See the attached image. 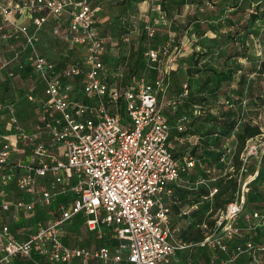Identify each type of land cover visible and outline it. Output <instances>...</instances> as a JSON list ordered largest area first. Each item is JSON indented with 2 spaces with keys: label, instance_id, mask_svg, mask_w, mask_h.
Segmentation results:
<instances>
[{
  "label": "built area",
  "instance_id": "built-area-1",
  "mask_svg": "<svg viewBox=\"0 0 264 264\" xmlns=\"http://www.w3.org/2000/svg\"><path fill=\"white\" fill-rule=\"evenodd\" d=\"M158 10L163 0H149ZM69 12L70 21L65 37L87 49L85 73L79 64L59 68L55 62L38 52L35 32L49 16ZM29 16L31 23L19 21ZM0 16L5 40L13 33L24 36L30 47V65L43 84L40 125L34 132L19 130L18 138L33 151L34 160L12 164V145L2 144L0 149V184L16 187L31 196L5 203V211L32 212L37 202L50 204V190H39L38 179L51 176L61 185L63 192L71 191V207L59 206L60 216L46 224H39L26 239L16 238L9 225L0 229V264H12L18 258L27 261L43 259L49 264H67L79 260L80 264H169L176 252L187 247L171 238L170 209L162 195L170 183L175 182L182 170L170 144L171 125L167 121L160 98L169 85V75L176 63L181 47L162 49L151 45L156 28H145V59L147 68L156 71L152 81L148 72L135 76L125 88L111 85L107 78L104 57L107 43L102 36L95 12L88 0H0ZM57 32V31H56ZM6 64L0 66V70ZM83 77L82 92L93 94L95 102L75 100L73 78ZM184 94L188 85L184 84ZM27 98L34 101L33 94ZM121 99L126 116L121 112ZM176 109L177 103L171 102ZM18 126V118L11 117ZM18 128V127H17ZM179 130H184L179 123ZM264 133L250 138L241 154L242 171L250 160H262ZM187 166L193 165L189 158ZM20 168L22 173H17ZM255 177V176H254ZM233 199L218 214L213 232L199 245L214 248L224 254L211 256L206 264H238L242 255L253 257L255 264H263L256 254L264 250V211L246 212L249 182L239 180ZM84 213L91 231L102 235L110 228L118 239L116 248L108 245L96 248L72 247L61 236V227L74 216ZM243 215L250 229H260L263 239L256 247L252 239L236 244L230 251L235 236L243 228L238 218ZM188 264H193L189 262Z\"/></svg>",
  "mask_w": 264,
  "mask_h": 264
},
{
  "label": "crops",
  "instance_id": "crops-1",
  "mask_svg": "<svg viewBox=\"0 0 264 264\" xmlns=\"http://www.w3.org/2000/svg\"><path fill=\"white\" fill-rule=\"evenodd\" d=\"M231 10L232 8L228 11ZM0 19H2L1 16ZM19 21H22L25 24L31 23V20L27 15L19 17ZM1 23L0 33L2 32L3 37L6 29L4 30L1 28ZM225 31L226 30H223V32ZM186 33L187 32L179 38L185 49L188 48L187 42L199 49L201 46L197 45L198 42L207 39H215L216 37V33L211 31V29L205 32L204 35H195L193 33L187 35ZM7 41L9 40H5V42ZM251 42L253 43L254 41ZM109 53L110 50L108 46L105 57L106 62L109 59ZM183 53L184 55H187L186 52ZM42 54L45 55L44 53ZM256 55V58L250 60L251 62L247 61V63L245 59L223 58L216 55V53L200 58L198 68L202 71L200 73H193L189 79L192 83L191 92L198 96L202 95L203 98H205L202 104H193L192 107L195 108L198 106L201 108V106H203V112L206 115L204 114L205 117L202 115L203 117L193 121L189 126L188 131L185 133L180 134L175 127L176 118L168 106V100L171 97L166 94L160 98L163 111L172 123V135L170 138L172 151L179 164L182 166L179 178L175 182L170 183L167 188L168 191L166 190L162 195L163 203L170 209L169 218L172 229L171 238L174 242H176L174 236L180 238V240L198 238L199 233L195 232L194 229L197 227L203 229L209 218L218 216L227 205L222 199L225 196H228L230 201L233 199L240 178L242 182H249L248 186L250 190L247 196L245 207L246 212L254 210L264 211L263 179L260 180L259 178H256L260 172L264 175V160L253 158L247 165L246 171H242L241 154L244 151L247 141L241 152L238 154V136L245 124H258L261 127V130H264V107H261L259 99V97L264 96V71L250 74L246 77L245 82L240 85L238 83L241 74L240 71H233L230 77H222L223 79H221L214 75L212 71L208 70L215 69L227 71L237 63L250 66L253 62L258 63L262 60L260 50L257 51ZM45 56L55 62L49 56ZM55 63L58 66V63ZM106 66V71H109ZM181 68L182 70H185L186 66L184 65ZM34 72L32 71V68L31 71L28 69L25 70L19 83H28L29 80H33L34 76L32 73ZM109 73L112 75L111 71H109ZM182 79H184V82H188V76H184ZM206 79H209L208 89L198 91L197 88L199 84ZM14 85V81L4 84V89L0 85V97H2L4 102V104H1L0 106V149L3 143L8 142L12 145V152L9 161L12 164H15L18 161L28 163L34 160L33 151L29 147L23 145L18 138V134L19 130L32 133L42 125L41 106L40 104L34 103V101H38L39 95H41L39 101L42 104L44 98L43 84L39 91L31 89L34 86L26 88L30 92H33L34 90L33 95H35L36 98L33 103L24 97V95L27 97L28 93H24L21 96L17 95V89L14 88ZM22 87V85L19 86V91L24 89ZM237 90H240L241 94H238ZM237 97H240V101H235ZM182 106H180V110ZM187 110H189V108L184 107V109L181 110V113H187ZM13 115L18 118V126L11 122V117ZM238 116L241 120L236 123L234 119ZM189 158L193 159V165L191 166L186 165ZM16 171L17 173H22L20 168H17ZM55 183V180L51 176L39 178L38 189L49 190L48 185L51 187ZM19 199L30 200L31 196L20 191L14 183H11L8 186H1L0 184V229L3 225H9L12 234L16 238L22 240L26 239L33 231H35L39 224H46L58 218L61 214L59 209L61 203H64L67 208H70L73 193L71 191L63 192L62 195L57 196L56 201L52 200L50 204L37 202L32 212L17 211L15 209L10 211L3 210V204L13 203ZM214 200L216 201L215 204H217L215 208L217 206L222 207L215 216L212 215ZM86 220L87 216L84 213H80L68 220L61 227V236L66 244L72 247L86 248L90 245L89 240L91 237L97 235L99 238H103V234L99 235L88 228ZM73 223L75 224V227ZM238 223L242 226L244 233L247 234H244V236L251 237L252 235H255L256 231L250 229V225L244 219L243 215L238 218ZM77 224L79 225L76 226ZM107 229L109 232H112L110 228ZM208 235L209 234L203 235L202 240ZM71 236L74 238L72 243L69 239ZM1 243L2 240L0 238V246ZM103 245L105 244H98L94 248ZM111 249L114 250V248ZM178 251L169 264H175L174 262L177 260ZM183 251V255L186 256V264L189 262L195 264L194 260H197V256H195V254H193L188 248H184ZM183 255L181 254V256ZM197 262L200 264L203 263L200 262V260H197ZM12 264L49 263L39 258L34 261H27L18 258L14 260ZM67 264H80V262L79 260H75L72 263ZM91 264H99V262L92 261Z\"/></svg>",
  "mask_w": 264,
  "mask_h": 264
},
{
  "label": "rangeland",
  "instance_id": "rangeland-1",
  "mask_svg": "<svg viewBox=\"0 0 264 264\" xmlns=\"http://www.w3.org/2000/svg\"><path fill=\"white\" fill-rule=\"evenodd\" d=\"M89 1L91 8L95 12V18L99 30L105 38L107 47L109 46L110 50L108 55L109 59L105 64L109 71H111L112 75H110L107 70V80L111 85L123 89L126 87L132 76V69L136 60L139 56H143L145 59V55L140 53V48L142 47L145 28L149 23L156 28V48L162 49L164 45L169 43L171 49L174 50L175 47L178 46V48H182L183 52L188 53L191 52L192 45L187 42L188 48L185 49L179 39L180 36L185 32H187V35L193 33L195 26L198 25L199 22H202L205 17H208L212 10H215L216 2L219 4L222 0H163L160 10L156 8L155 3H151L149 0ZM69 21L70 14L69 12L64 11L59 16H49L47 23L38 30H35L31 26V30L36 34V49L38 52L44 53L57 62L59 68L71 64H79L86 73L88 70L85 63V57L87 55L86 47L72 42L70 37H65L69 27ZM1 22L2 19H0V23ZM242 36H244V33ZM250 38L254 41V45L249 44L247 47L250 54L255 55L257 54V51L264 46L262 43L263 41L255 37ZM30 52V47L27 45L23 35L13 33L10 40L5 42V39L2 37V32L0 33V66L6 64V66L0 70V85L3 89L4 84L12 81L15 82L14 88L17 89V95L20 96L24 93L34 94V90L39 91L42 88L41 79L30 65V60L28 58ZM31 68L34 72L32 73L34 76L33 80H29L28 83L20 84L19 80L22 78L23 72L27 69L31 71ZM70 82L75 87L73 93L75 100H81L84 102L96 101L93 94L84 95L81 93L80 89L83 84L82 78H73ZM21 85L24 89L19 91L18 88ZM30 87H33L31 88L34 89L33 92L26 89ZM24 97L28 99L26 95H24ZM34 97L36 98L35 95ZM40 97L41 95H39L38 101L35 100L34 103L40 104L42 111L43 106L39 101L41 99ZM31 102L33 103V101ZM1 104H4L2 97H0V106ZM48 189L52 192L54 201L57 200L56 198L58 195H62L63 193L61 185L57 183L53 184L51 187L48 185ZM222 201L228 203L230 199H228V196H225ZM215 203L216 201L214 200V209L212 213L214 216L218 213L219 209L222 208L221 206L215 208L217 205ZM215 218L216 217L209 218L203 229L200 227L194 229L195 232L199 233L198 238L180 240V238L174 236L175 241L179 244H186V248L190 249V251L197 256L196 259L203 262L202 264H205L211 256L218 258L224 256V254L217 249L199 245L202 241L203 235L213 232ZM73 225L75 227L74 223ZM78 225L79 224L76 226ZM102 234L103 238H99L97 235L91 237L89 240L90 245L86 248L92 249L96 245L102 243L109 245L111 248H116L118 242L112 232H109L107 228H104L102 229ZM69 239L71 240V243L74 241L72 236L69 237ZM183 250L178 251L177 260L174 262L175 264H186V256L183 255ZM181 254L183 256H181ZM262 259H264V257ZM197 260H194L195 264H200Z\"/></svg>",
  "mask_w": 264,
  "mask_h": 264
},
{
  "label": "trees",
  "instance_id": "trees-1",
  "mask_svg": "<svg viewBox=\"0 0 264 264\" xmlns=\"http://www.w3.org/2000/svg\"><path fill=\"white\" fill-rule=\"evenodd\" d=\"M88 2H90L88 0ZM163 3V1H162ZM232 8L231 11H228ZM203 23V24H202ZM223 27V28H222ZM193 30V34L197 35H204L205 32L211 31L216 33L215 39H207L203 40L202 42H198L197 45L201 47L199 49L192 46L191 52H188L187 55H184L183 51L181 50L179 57L176 63L172 66L171 72L169 75V85L164 96L167 94L171 98L168 100V106L171 109V112L174 114L176 118L175 127L177 132L180 134L185 133L188 131L189 126L192 124L193 121L203 117L205 113L203 112V106L193 108V104H202L205 100L203 96H198L191 92L192 83L189 79L193 73H200L202 70L198 68V63L200 58L203 56H207L209 54L216 53V55L223 57V58H234V59H245L247 61L253 60L257 57V55L250 54L247 45L253 44L250 37H255L261 39L264 45V0H222L219 4L216 2L215 10H212L208 17H205L202 22H199L198 25L195 26ZM223 30H226L223 32ZM244 33V36L242 34ZM192 34V33H190ZM157 35V33H156ZM156 35L153 38L151 45L155 47L156 42ZM146 35L144 33L142 39V47L140 48V53L142 55L145 54L146 46H145V39ZM156 48V47H155ZM262 60L260 62H253L250 66L243 65V64H235L229 70H215V69H208L213 72L214 75L223 79L225 77H230L233 71H240V79L238 83L241 85L245 82L246 77L254 72H263L264 71V46L260 49ZM106 57V55H105ZM104 57V63L105 61ZM251 62V61H250ZM186 66V69L182 70V66ZM106 66V64H105ZM146 59L143 56H139V58L134 63L132 69V76L130 77L131 81L135 76L143 73L148 72L149 78L153 81L154 77H156V71L153 69L147 68ZM184 76H188V82H184ZM223 77V78H222ZM82 78L83 77H77ZM128 81V82H129ZM128 84V83H127ZM184 84L188 85V94H184ZM209 86V79L202 81L197 90L203 91L208 89ZM82 90V87L80 91ZM238 94H241L240 90H237ZM83 94V92L81 91ZM85 95V94H84ZM261 107H264V96L259 97ZM176 102L177 106L176 109L172 108L171 102ZM185 101V103H184ZM235 101H240V97H237ZM121 112L123 116H126L125 104L123 99H121ZM183 105V106H182ZM180 106H182L181 110L184 107H188L187 113H181ZM164 112V111H163ZM165 115V113H164ZM206 115V114H205ZM204 115V117H205ZM166 117V115H165ZM167 121L171 125V135H172V123L166 117ZM237 122L241 120L239 116L234 119ZM179 123H183L185 126L184 130H179L178 125ZM264 133V130H261V127L251 124H245L242 131L240 132L238 139H239V148L238 154L243 149L246 141L250 138H254L260 134ZM170 135V138H171ZM173 152V151H172ZM173 155L175 156L174 152ZM176 158V156H175ZM177 159V158H176ZM262 160H264V155ZM181 166V165H180ZM182 168V166H181ZM260 180L263 179V174H260L256 177ZM255 178V179H256ZM255 235L244 236V230L242 231L241 235L235 236L233 242L230 244V251H232L236 244L244 242L246 239H252L255 243V246L258 248L261 246L263 233L260 229L255 230ZM247 235V234H245ZM106 245V244H105ZM258 258L260 260L264 257V250H258L256 252ZM262 257V258H260ZM238 264H255L253 262V257L249 255H242L238 259Z\"/></svg>",
  "mask_w": 264,
  "mask_h": 264
}]
</instances>
